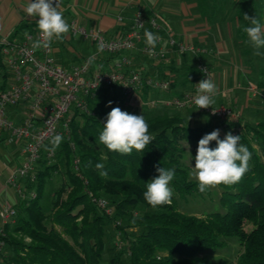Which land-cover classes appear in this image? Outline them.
<instances>
[{"label":"trees","instance_id":"1","mask_svg":"<svg viewBox=\"0 0 264 264\" xmlns=\"http://www.w3.org/2000/svg\"><path fill=\"white\" fill-rule=\"evenodd\" d=\"M29 27L20 24L17 32H28ZM195 69L194 83L197 65ZM171 86L175 88L176 83L171 81ZM5 88L2 85L0 92ZM116 88L123 96L116 86L102 87L95 96L86 97L88 111L72 107L70 139L62 136L52 158L47 157L51 140L43 146L34 167L35 178L23 179L22 191L32 190L34 196H19L13 205L17 214L0 231L1 264H105L109 225L124 236L108 264H264V120L239 130V144L252 154L249 170L234 185H218L221 209L202 215L187 213L180 210L177 196L186 198L206 192H199L197 180L191 179L189 167L182 162V142L198 143L215 128L207 123L191 125L186 115L168 112L174 107L136 106L140 108L135 109V115H144L155 139L143 151H108L99 144L98 137L107 114L120 99L108 98L109 90ZM257 89L264 103V67L259 72ZM151 92L145 88V99L160 97H151ZM96 102L99 109L91 112ZM219 138L224 136L219 134ZM209 147L215 148L216 142H210ZM103 156L107 159H101ZM97 163L104 168L96 169ZM161 167L175 170L169 185L172 203L153 210L143 193ZM100 171L107 172V176H101ZM55 173L67 179H61L53 190L50 209L46 210L43 201ZM94 198L106 199L112 213L101 209ZM248 223L250 229H246ZM229 237L237 238L240 245L236 262L200 256L208 250L224 248Z\"/></svg>","mask_w":264,"mask_h":264},{"label":"crops","instance_id":"2","mask_svg":"<svg viewBox=\"0 0 264 264\" xmlns=\"http://www.w3.org/2000/svg\"><path fill=\"white\" fill-rule=\"evenodd\" d=\"M67 23L76 21L87 30L101 28L107 38L124 36L137 10H143L149 16L157 14L165 27L178 39L194 43L210 50L208 54L179 55L170 50L168 59L162 62L145 56L140 48L122 54L98 53L97 44L73 35L71 30L62 41L53 40L56 61L69 69L85 58L92 57L94 69H108L122 55L131 58L132 64L125 69H133L144 75L165 78L176 83L170 92H151L153 97H172L191 88L197 76L195 66L201 59L213 71V82L217 85L216 105H224V100L231 102L228 107L240 113L227 122L232 128L255 125L263 120L264 103L257 89L259 72L264 67V55H254V49L246 43L244 27L250 26L244 15L258 17L264 23V0H60ZM27 0H0V87H8L14 80L12 70L7 64V56L1 41L7 36L20 39L25 33L38 30L36 20L25 12ZM122 20H119V18ZM20 24H29L28 32H17ZM163 46L167 47L166 42ZM264 52V49H261ZM228 84V85H226ZM235 90L231 94L228 91ZM252 92V95L248 93ZM28 101L8 109V116L20 122L25 116ZM226 106V105H225ZM140 108V107H136ZM188 117V115H186ZM189 118V117H188ZM222 131V127L216 130ZM23 140H11L4 132L0 139V211L6 205H14L19 194L8 183L10 175L23 164ZM24 180L21 185L24 186ZM0 218V229L3 226Z\"/></svg>","mask_w":264,"mask_h":264},{"label":"built area","instance_id":"3","mask_svg":"<svg viewBox=\"0 0 264 264\" xmlns=\"http://www.w3.org/2000/svg\"><path fill=\"white\" fill-rule=\"evenodd\" d=\"M53 6H55V0ZM119 20L122 18L120 17ZM70 30L73 35H81L84 39L92 40L97 47L103 44L102 52L122 54L140 48L145 56L158 62L167 60L170 50L176 51L179 55L196 56H203L210 52L205 47L178 39L163 25L159 15L147 16L143 10L135 12L129 30L122 37L107 38L101 28L87 30L76 21L71 23ZM145 30L161 37L154 49L146 44ZM39 36L40 33L37 30L27 33L22 39H15L9 35L1 41L14 80L0 92V139L4 132H8L11 140H23L22 150L25 161L8 179V183L14 186L23 198L34 196L32 190L22 191L21 181L29 177L32 180L35 178L34 167L41 157L43 146L56 135L70 139L69 123L72 107L77 105L81 110L88 111L86 97L95 96L100 88L116 86L131 104L140 107L163 105L197 110L194 104L197 84L206 78L212 81L214 79L210 66L200 59L197 63L198 78L191 90L172 97L145 99V88L152 92H170L171 81L165 78L143 76L133 69L126 70L125 68L132 64L131 58L127 55H122L108 69H94L92 57L85 58L79 64L67 69L56 61L53 41L47 48L33 50L32 43ZM163 42H166L167 47L162 45ZM22 101H28L27 110L22 120L16 122L8 116V109L18 106ZM212 108L216 111L215 114ZM212 108H202L197 111L222 120L241 116L236 110L225 105L212 106ZM242 127L244 126L234 128L232 134L238 135ZM54 155L55 151L52 149L47 153L48 158ZM78 161L76 159L75 163L78 164ZM94 201L107 213H112V208L108 206L106 199L94 198ZM16 214V208L6 204L0 211V218L3 223H7L13 220ZM2 245L1 242V247Z\"/></svg>","mask_w":264,"mask_h":264},{"label":"clouds","instance_id":"4","mask_svg":"<svg viewBox=\"0 0 264 264\" xmlns=\"http://www.w3.org/2000/svg\"><path fill=\"white\" fill-rule=\"evenodd\" d=\"M27 0L25 12L28 17L39 19L36 25L39 30V38L32 43L33 50L47 48L55 40L62 41L65 34L69 33L70 25L67 23L60 11V0ZM244 20L249 21L250 26L244 27L248 43L254 49V55L262 56L264 52V23L256 17L244 15ZM27 35V33L25 34ZM146 44L154 49L161 39L158 34L145 30ZM104 45L97 47L102 52ZM197 93L194 97V104L198 109H206L215 103L217 85L209 78L201 80L198 84ZM111 101H109V105ZM213 114L216 111L213 110ZM190 119V116H189ZM155 139L149 133V125L144 115H134L114 107L107 114L103 130L99 134L98 142L106 147L108 151L120 154H131L133 149L143 151ZM240 135L227 133L224 139L219 138V130H214L204 135L198 142L195 156V166L189 173L198 182V190L201 193L207 192L210 188L218 185H234L239 182L249 170L251 152L239 144ZM63 140L61 135H56L51 140L52 150L58 148ZM215 141L216 147L210 148V142ZM187 147V146H186ZM101 159H107L106 156ZM96 169L101 170L104 165L97 163ZM159 175L146 184V191L143 196L145 201L153 210L162 205L172 203L173 191L170 182L175 177L174 169L158 168ZM101 176H107V172L100 171Z\"/></svg>","mask_w":264,"mask_h":264},{"label":"rangeland","instance_id":"5","mask_svg":"<svg viewBox=\"0 0 264 264\" xmlns=\"http://www.w3.org/2000/svg\"><path fill=\"white\" fill-rule=\"evenodd\" d=\"M228 85V84H226ZM118 89H110L109 93H108V98L109 100H113L115 98H120L119 101H117L115 103V105H113L112 108L114 107H119L122 111H126L130 114H134L135 115V109H136V105L131 104V102H129L124 96H120L119 93H117ZM233 92H237L235 90L232 91H228V95L233 93ZM248 93L250 95H252V92L248 91ZM224 105L228 106L231 104V102H229V100L225 99L224 100ZM99 109V103L96 102L91 106L90 111L91 112H96ZM168 112L170 113H180L182 115H188V117L190 116V124L193 126H197V125H201V124H210L212 127L216 128L219 126H217V124L221 123V127H222V131H219V134L224 136L231 132L234 128H232L231 124H228L229 122H227L228 120H225V122H220V119L217 118H212L210 117L208 114L206 113H202L199 112L193 108H187L184 110H177L176 108H169ZM261 117H263L264 120V115L262 114ZM237 127H235L236 129ZM244 127H242L241 129H243ZM239 135V133H238ZM198 145L197 142H192V141H183L182 142V146L184 149V153L182 155V162L187 165L190 169V172L193 170L194 166H195V149L196 146ZM187 146V147H186ZM63 169V167H62ZM191 179L196 180L194 177L190 176ZM67 179V177H64V174L59 175L57 173H55L53 175L52 180L50 181V183L47 186V192L49 191V194L47 195V197H45L44 199V207L46 210L50 209V201L52 200L53 196V190H55V188L60 184L61 179ZM154 179V178H153ZM152 179V180H153ZM151 180V181H152ZM220 193H221V189L219 188V186L210 188L204 195H192V196H188L186 198H181L179 196H177V200H178V204H179V208L181 211L183 212H187V213H192V214H197V215H202L205 213H209L215 210H220L221 206H220ZM47 194V193H46ZM18 201V200H17ZM102 209V208H101ZM113 211V210H112ZM251 228V224H246V229H250ZM108 237H107V243H106V248L104 250L103 253V263L108 264L110 257L113 256L116 252V250L120 249V244L122 241V237L124 236V233H121L120 230H115L113 225H109L108 226ZM226 246L222 249H218V250H208L206 252H203L200 254L201 257L205 258V259H218V258H222V259H226L230 262H236L238 254L240 252V245L238 243L237 238L235 237H229L226 238ZM117 248V249H116ZM123 261L126 262V257L123 256Z\"/></svg>","mask_w":264,"mask_h":264}]
</instances>
